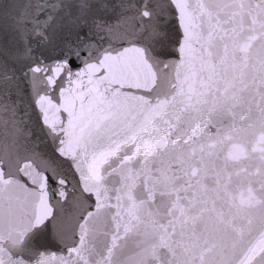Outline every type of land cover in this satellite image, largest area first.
Wrapping results in <instances>:
<instances>
[{"label":"snow or ice","instance_id":"6c2138e0","mask_svg":"<svg viewBox=\"0 0 264 264\" xmlns=\"http://www.w3.org/2000/svg\"><path fill=\"white\" fill-rule=\"evenodd\" d=\"M0 264H264V0H0Z\"/></svg>","mask_w":264,"mask_h":264}]
</instances>
